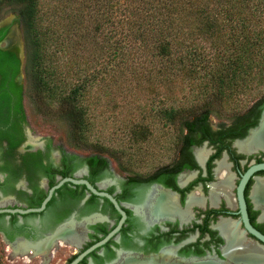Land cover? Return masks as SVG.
<instances>
[{
	"label": "flooded vegetation",
	"instance_id": "flooded-vegetation-1",
	"mask_svg": "<svg viewBox=\"0 0 264 264\" xmlns=\"http://www.w3.org/2000/svg\"><path fill=\"white\" fill-rule=\"evenodd\" d=\"M5 27L10 32L13 25ZM23 80L22 70L16 82ZM24 102L22 114L13 99L0 106L2 264H70L92 246L77 264H264V243L245 226L246 219L264 237V184L256 190L264 169L243 186L245 213L238 193L247 171L264 164V147L237 146L260 130L264 105L245 123L237 118L212 124L209 117L207 132L193 133L175 152L139 166L112 167L101 156L107 164H97L91 174L77 160L63 167L61 151L71 153L32 134ZM69 167L67 177L56 172ZM68 177L86 180L115 204L84 185L66 183L43 210L32 211Z\"/></svg>",
	"mask_w": 264,
	"mask_h": 264
},
{
	"label": "trees",
	"instance_id": "trees-1",
	"mask_svg": "<svg viewBox=\"0 0 264 264\" xmlns=\"http://www.w3.org/2000/svg\"><path fill=\"white\" fill-rule=\"evenodd\" d=\"M58 1L70 12L69 15L68 11L65 13L69 33L83 40L82 27L92 24L94 33H100L101 45L104 46L101 48L105 50V54L93 64L83 60L75 62L79 69L74 79L63 76L59 65L63 40L49 29V21L55 22V26L58 24L55 10L56 7L60 9ZM198 1L203 3L204 0H57V5H45L46 0H0V17L10 11L17 15L25 45L22 84L16 82L21 62L13 52L0 49V106L1 102L7 103L13 99L16 113L22 114L23 100L31 94L40 105L59 112L70 127L72 144L101 146L95 145L89 138V94L105 78L103 75L111 73L112 68L118 66L125 56L124 51L135 48L132 44L139 40L141 45L149 42L154 45L157 52L151 57L167 60L170 64H181L182 71L197 82L193 86L196 91L194 99H202L200 103L186 102L182 107L172 103L155 111L152 109L154 114L150 113L152 111L149 113L153 121L163 123V129H174L175 119L184 113H193L198 108L196 105L201 107L199 104L206 99L216 101L232 119L240 118L241 123L247 122L264 105V0H257L259 9L254 8L256 11L250 7L253 0H222L215 10L220 18L216 15L215 19L214 16L210 17L209 9L200 11L201 16H198L204 27L197 35L204 36L207 31L211 32L221 49L213 57L194 43V34L182 32L184 19L188 15L198 14V11L193 13L192 7H196ZM62 30L60 33L64 34ZM222 30L224 32L221 33ZM7 32L8 27L0 29V41ZM168 75L167 70L162 77L167 80ZM199 110L190 120L183 121L184 130L188 133L175 135L172 140L173 152L182 139L209 130L208 119L212 111ZM128 130L131 142L135 144L146 140L151 134L148 127H140L137 131L131 125L127 127ZM179 132L182 133V128H178ZM99 148L106 150L102 146ZM61 152L63 167L77 160V166L87 165L92 174L97 164H107L100 153L89 154L81 160L76 153H71L70 157ZM132 153L131 158L124 160L123 169L138 163L136 151ZM72 169L69 167L56 172L67 177Z\"/></svg>",
	"mask_w": 264,
	"mask_h": 264
},
{
	"label": "rangeland",
	"instance_id": "rangeland-1",
	"mask_svg": "<svg viewBox=\"0 0 264 264\" xmlns=\"http://www.w3.org/2000/svg\"><path fill=\"white\" fill-rule=\"evenodd\" d=\"M221 1L204 0L203 3L198 1L196 7L192 6L193 13L198 11V14L195 13L194 16L188 15L187 19H184L186 22L183 21L184 27L182 32L194 34V43L210 57L216 56L221 49L217 46L218 41L216 40V36L212 35L211 32L207 31L204 36L197 35L201 27H204V23L198 15H200V11L203 8H206V10H210L207 11L210 13V17L213 18L214 16L215 19L217 15L220 18V15L215 10ZM45 3V5H57V0H46ZM58 3H60V9L55 8L57 10V17L59 18L56 17L58 24L55 26V22L49 21V29L50 32H55V36L60 35L61 40H63L60 47L64 45L62 52L59 54L60 70L67 79H74L77 76L75 75L77 74V69H79L78 65H74L75 62L87 61V63L93 64L94 61H98L105 54L103 53L105 50H102L104 46L101 45V35L99 32L97 34L94 33L92 24L82 27V37L84 36L83 40L86 41L85 43L78 36L69 33L66 27L67 19L65 13L68 11L67 15H69L70 12L65 6H62V2L58 1ZM250 3L253 11H256L254 8H257V0H253ZM51 8L52 6H50ZM10 17H13L10 24L18 26L20 35L22 36L18 22L19 18L13 12L10 11L2 15L0 22ZM63 18L65 19L64 21H62ZM231 24L234 25L235 23ZM60 29L64 30V34L60 33ZM65 30L67 31L65 32ZM22 41L24 45L23 37ZM132 46L135 48H129L128 51H124L125 56L121 59L118 66L113 67L111 73L103 75L105 78L97 86L93 87L88 97V103L90 104L88 117V123L91 126L90 141L95 143V145H101L106 150H99L101 146L95 147L94 145L85 146L81 144L76 146L72 144L70 127L61 118L59 112L49 110L42 103L40 105L34 96L32 97L30 94L25 98L24 106L32 134L35 137L51 139L55 146L53 149L60 145L69 153H76L84 157L89 154L100 153V155L107 157L112 167L124 168V160L131 158L134 150L137 154L135 158L138 159V163L132 164L134 166H139L146 160L161 159L163 155L173 153L172 140L174 141L175 135H184L186 132L183 127V121L190 120L194 114L200 111L199 109L212 111V116L210 117L212 124L232 119V116L230 117V115L226 114L216 101L206 99L199 104L201 107L196 105L198 108L196 107L197 109L193 113L187 112L175 119L174 129H163V123L153 121V110H158L172 103L178 107H182V104L186 102L189 104L192 102L193 104L200 103L202 99H194L196 91L193 89V86L197 82L194 81L192 76L189 77L184 70L182 71L181 64L175 62L170 64L167 60L151 57L157 52L151 42L141 45L139 40H135ZM23 52L25 61V45ZM81 66L84 67V65ZM167 70L170 75H168V79L166 80L162 77V74ZM131 125L133 130L137 131H139L140 127H148L151 131L150 136L146 140L140 141V143H132L130 131L128 130L127 132V127ZM178 128H182V133H178ZM105 145L108 146L106 147ZM177 145H179V142ZM138 149L139 152H137ZM122 150L125 153H122ZM5 264L9 263L5 262ZM11 264L18 263L14 261Z\"/></svg>",
	"mask_w": 264,
	"mask_h": 264
},
{
	"label": "water",
	"instance_id": "water-1",
	"mask_svg": "<svg viewBox=\"0 0 264 264\" xmlns=\"http://www.w3.org/2000/svg\"><path fill=\"white\" fill-rule=\"evenodd\" d=\"M12 19H13V17H10V18L0 22V29L5 27V26H7V25H9L11 23ZM3 43H4V46H2V47L0 46V48L2 50H5V51L13 52L16 55V57L21 62L20 71H22L23 70V63H24V52H23L24 45H23L22 36L20 35V30H19L18 26L13 25L12 29L10 30V32H8L7 35L5 36V38L3 39ZM262 126H264V112H263V115H262V121L260 123V128ZM253 134H255L254 131H252L250 133V136H252ZM250 136H248V137H250ZM262 169H264V164L254 166L253 168L248 170L247 173L245 174V176L243 177V180H242L240 186L238 187L239 200H240V204H241V210H242L243 213H245L244 202H243V198H242L243 186H244L246 180L248 179V177L252 173H254L256 171H259V170H262ZM81 172H86V169L84 168ZM66 183L72 184L74 186L84 185L90 191V193H92L94 195H97V196L106 197L111 202H113L115 204V201L111 198L110 195L105 194V193L97 192L86 180H78V179H74V178L68 177V178L59 179L57 185H55L52 189H50L49 194L45 198V200L43 201L41 207L39 209L32 210V211H41V210H43L45 208L46 204L51 199L54 190H57L58 188H60L62 185L66 184ZM245 226L249 230L250 233L255 235L262 243H264V237L261 236L256 231H254L249 226V224H248L246 219H245ZM95 247L96 246H92L91 248H89L86 252H84L82 255H80L76 260H74L70 264H77L86 254L91 252Z\"/></svg>",
	"mask_w": 264,
	"mask_h": 264
},
{
	"label": "bare ground",
	"instance_id": "bare-ground-1",
	"mask_svg": "<svg viewBox=\"0 0 264 264\" xmlns=\"http://www.w3.org/2000/svg\"><path fill=\"white\" fill-rule=\"evenodd\" d=\"M237 146H238L239 149H241L243 151H250L255 146H262V147H264V126H262L257 133L253 134L248 139H246L245 142L243 141V143H241V144L238 143ZM221 170H223V167H221ZM262 184H264V182L263 183H259L258 184L259 186H258V188H256V190H258L259 187ZM261 195L264 196V192ZM56 236H57V234L55 235V237H53V239H55ZM58 237H61V236H58ZM62 239L64 240V238H62ZM67 241H70L71 243H73V241H71L69 239ZM233 250L234 251L237 250L236 246L233 248ZM252 250L254 251L253 248H252Z\"/></svg>",
	"mask_w": 264,
	"mask_h": 264
}]
</instances>
